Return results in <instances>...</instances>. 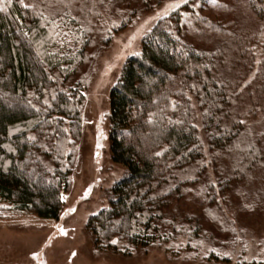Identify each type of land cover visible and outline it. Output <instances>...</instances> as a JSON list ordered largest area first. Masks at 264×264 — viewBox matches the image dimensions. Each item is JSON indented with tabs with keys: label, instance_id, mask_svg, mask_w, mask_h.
I'll return each mask as SVG.
<instances>
[{
	"label": "trees",
	"instance_id": "16d2710c",
	"mask_svg": "<svg viewBox=\"0 0 264 264\" xmlns=\"http://www.w3.org/2000/svg\"><path fill=\"white\" fill-rule=\"evenodd\" d=\"M89 1L0 5V201L17 214L58 220L64 208L83 125L84 88L74 78L92 43L91 28L78 22ZM240 3L230 43L210 42L208 50L187 41L186 4L159 20L124 64L110 93L109 134L112 161L126 173L112 187L109 207L87 223L100 249L129 255L173 242L180 228L169 211L203 186L209 167L211 210L233 179L222 161L233 153L248 159L250 148L249 157L264 153V130L251 141L248 126L264 113V0ZM229 55L240 79L222 70Z\"/></svg>",
	"mask_w": 264,
	"mask_h": 264
},
{
	"label": "rangeland",
	"instance_id": "374dc122",
	"mask_svg": "<svg viewBox=\"0 0 264 264\" xmlns=\"http://www.w3.org/2000/svg\"><path fill=\"white\" fill-rule=\"evenodd\" d=\"M241 1L88 2L78 22L91 28L88 32L92 31V43L74 78L84 88L83 125L73 148L74 163L69 191L63 195L64 208L58 220L42 219L17 214L0 201V264H264V153H258L257 159L249 157L254 152L251 148L248 159L233 153L222 161L225 177L233 175V179L218 205L209 210L205 200L204 185L213 181L209 167L207 179L200 181L203 186H193L183 201L172 206L169 217L180 228L173 242L148 249L139 247L124 255L120 250L100 249L87 229L90 217L109 207L110 191L126 173L124 166L112 161L109 132L110 93L127 59L140 53L144 36L160 17L166 18L186 4L191 8L182 10L187 41L208 50L225 40L230 43ZM177 4L179 7H175ZM130 12H135L131 18ZM125 20H130L127 27L118 30ZM262 58L264 55L260 61ZM224 65L222 70L229 79H240L236 78L238 64L234 58L226 56ZM249 119V129L255 131L249 137L252 141L264 130V113ZM33 253L37 254L35 259Z\"/></svg>",
	"mask_w": 264,
	"mask_h": 264
},
{
	"label": "snow or ice",
	"instance_id": "6c2138e0",
	"mask_svg": "<svg viewBox=\"0 0 264 264\" xmlns=\"http://www.w3.org/2000/svg\"><path fill=\"white\" fill-rule=\"evenodd\" d=\"M20 2L23 4V6L25 8H32V7H34L33 4L24 3V0H20ZM182 2L183 3H187V0H182ZM212 2H215V0H212ZM3 3H5V0H0V5H2ZM6 3L10 5L12 3V0H6ZM175 7H179V4L175 5ZM4 10H5L4 7L0 6V11H4ZM163 15L164 16L168 15L167 10L164 11ZM160 18H163V17H160ZM137 55H138V53H137ZM53 99H55V97H53ZM189 99H191V97H189ZM149 122H151V117L149 118ZM240 123H244V121H240ZM193 126L195 127V125H193ZM65 131H67V129H65ZM29 139L30 140H35L36 137L35 136H32V137H29ZM156 154L157 155H160L161 153H156ZM61 198L64 199V197H61ZM61 233L64 234V230L63 229H61ZM111 243L116 244L117 241L116 240H112ZM213 251H215V249H213ZM74 255H75V253H73V256ZM225 255H228V254L225 253ZM36 256H37V254L36 253H33V258L34 259L36 258ZM41 264H43V262H41Z\"/></svg>",
	"mask_w": 264,
	"mask_h": 264
}]
</instances>
